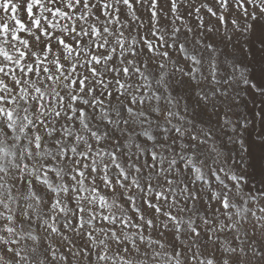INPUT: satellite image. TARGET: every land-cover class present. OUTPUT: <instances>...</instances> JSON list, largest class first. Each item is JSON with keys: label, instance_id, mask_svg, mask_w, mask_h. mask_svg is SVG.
<instances>
[{"label": "snow or ice", "instance_id": "obj_1", "mask_svg": "<svg viewBox=\"0 0 264 264\" xmlns=\"http://www.w3.org/2000/svg\"><path fill=\"white\" fill-rule=\"evenodd\" d=\"M249 49L264 0H0V264H264Z\"/></svg>", "mask_w": 264, "mask_h": 264}, {"label": "rangeland", "instance_id": "obj_2", "mask_svg": "<svg viewBox=\"0 0 264 264\" xmlns=\"http://www.w3.org/2000/svg\"><path fill=\"white\" fill-rule=\"evenodd\" d=\"M143 16L146 20L147 14H143ZM257 48H259V45H257ZM241 59L252 63L254 67L253 80L259 87H264V80L260 78L259 74L262 66L261 53L254 49H249L247 56H242ZM238 100L239 104L236 111L239 123L241 127L244 123H247L248 128L246 131H242V134L237 133V135H242L246 147L251 146L252 155L242 152L240 146L236 145L232 157L240 164L242 169L248 171L253 187H264V185L259 183L262 177L260 166L256 161L260 151L258 134L264 128V96L259 95L254 90H245L241 91ZM249 165H252V167H249Z\"/></svg>", "mask_w": 264, "mask_h": 264}]
</instances>
